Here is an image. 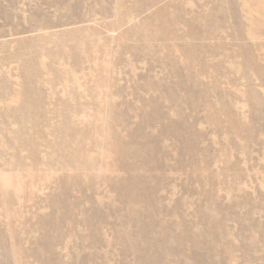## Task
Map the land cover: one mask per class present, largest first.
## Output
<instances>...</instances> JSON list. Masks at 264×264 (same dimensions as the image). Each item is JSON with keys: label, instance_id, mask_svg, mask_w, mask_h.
I'll return each instance as SVG.
<instances>
[{"label": "rangeland", "instance_id": "1", "mask_svg": "<svg viewBox=\"0 0 264 264\" xmlns=\"http://www.w3.org/2000/svg\"><path fill=\"white\" fill-rule=\"evenodd\" d=\"M0 264H264V0H0Z\"/></svg>", "mask_w": 264, "mask_h": 264}]
</instances>
